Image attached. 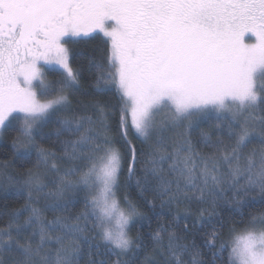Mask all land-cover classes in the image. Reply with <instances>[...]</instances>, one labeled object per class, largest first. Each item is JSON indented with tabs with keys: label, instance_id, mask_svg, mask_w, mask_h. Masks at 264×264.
Masks as SVG:
<instances>
[{
	"label": "snow or ice",
	"instance_id": "obj_1",
	"mask_svg": "<svg viewBox=\"0 0 264 264\" xmlns=\"http://www.w3.org/2000/svg\"><path fill=\"white\" fill-rule=\"evenodd\" d=\"M10 135L0 264H264V0H0Z\"/></svg>",
	"mask_w": 264,
	"mask_h": 264
},
{
	"label": "trees",
	"instance_id": "obj_2",
	"mask_svg": "<svg viewBox=\"0 0 264 264\" xmlns=\"http://www.w3.org/2000/svg\"><path fill=\"white\" fill-rule=\"evenodd\" d=\"M106 38L103 37V35L101 33H94L92 37H89L87 39L82 38L79 39V43H73L71 45H69L70 47H72L73 49H75L78 53L83 50V55L87 56L89 54L95 55L97 58H99L104 50H105V41ZM46 71H48V77L49 79H51L52 77V72L51 69H46ZM85 82H87V76H85ZM83 99V100H88L91 99V97H74L73 100L75 101V99ZM102 99H104L105 101L111 103V104H116L117 103V97L115 95L112 96H107V97H102ZM202 128L207 129L208 128V124L207 123H202L201 124ZM12 135H15V133H13ZM12 135L7 136L5 139L0 140V161H4V160H11V140H12ZM130 193H131V197L134 200L139 201V203L141 204L142 210L147 211V206L144 203V201L138 196L137 191L135 189V187H131L129 189ZM124 195V190L121 189L120 193H119V197H123ZM9 207H17L21 204L24 203V201L22 199H16L15 196L13 194H9ZM157 205L159 204V201H156ZM183 205H181V210H183ZM2 210H3V204L2 202H0V227L5 226L4 225V220H6V217L2 216ZM260 212H264V207H261L259 205L258 202H255V206L251 207V208H247L244 211V216L243 219H241V217L239 215H233L230 219L228 218V212L227 209H225L221 215H223L225 217V221H224V226H223V236L224 237H228L230 235V229H236L237 231L241 228H243L244 226H247V224L250 222V220L252 219V217L254 216H259ZM25 215H27L25 213ZM47 220H51L53 219V216L51 213H45L44 214ZM164 216L166 219L170 218L168 217V214L165 212ZM164 221H161V223H163ZM157 228V224L155 222V220L150 224H144L141 225L139 227H137L135 225V223L131 226V233L133 235L136 234L137 231H140L141 233H143V236L146 240L150 239V235L151 232L153 230H155ZM226 255V253H225ZM115 257H113L114 259Z\"/></svg>",
	"mask_w": 264,
	"mask_h": 264
},
{
	"label": "rangeland",
	"instance_id": "obj_3",
	"mask_svg": "<svg viewBox=\"0 0 264 264\" xmlns=\"http://www.w3.org/2000/svg\"><path fill=\"white\" fill-rule=\"evenodd\" d=\"M83 37L81 38H78V39H82ZM69 39H77V38H69ZM246 39H248V42H252L254 38L251 37V34H247L246 35ZM55 66L54 65H46L45 68L46 69H52L54 68ZM258 223V222H257ZM249 226V223L247 224V226H244L243 228L239 229L237 232H242L245 228H247Z\"/></svg>",
	"mask_w": 264,
	"mask_h": 264
}]
</instances>
